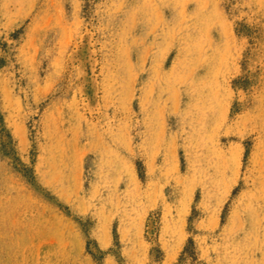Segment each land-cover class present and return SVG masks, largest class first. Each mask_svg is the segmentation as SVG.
<instances>
[{
    "label": "rangeland",
    "instance_id": "obj_1",
    "mask_svg": "<svg viewBox=\"0 0 264 264\" xmlns=\"http://www.w3.org/2000/svg\"><path fill=\"white\" fill-rule=\"evenodd\" d=\"M0 264H264V0H0Z\"/></svg>",
    "mask_w": 264,
    "mask_h": 264
}]
</instances>
